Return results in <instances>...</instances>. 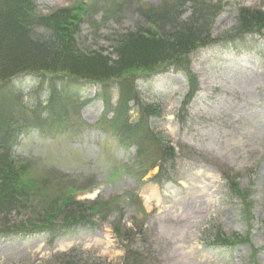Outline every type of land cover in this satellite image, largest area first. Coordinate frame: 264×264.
<instances>
[{
  "label": "rangeland",
  "instance_id": "374dc122",
  "mask_svg": "<svg viewBox=\"0 0 264 264\" xmlns=\"http://www.w3.org/2000/svg\"><path fill=\"white\" fill-rule=\"evenodd\" d=\"M36 1L48 15L81 0ZM178 2L93 0L96 6L90 8L91 19L82 27V41L87 50H103L107 58L115 60L113 35L136 24L140 15L134 12L139 5L155 6L161 15H168L178 9ZM214 2L220 11L213 21L211 38L235 41L226 44L217 40L190 55L191 69L200 82V93L190 106L184 105L190 88L186 75L161 74L162 63L152 65V72L146 73L147 69L138 65L133 69L140 75L136 86L141 96L131 104L133 110L126 112L130 123L135 124L149 100H160L165 118L160 124L157 117L151 118L150 123L176 148V159L164 163L162 183L149 181L159 172V168H152L160 161L155 138L144 155L137 154L133 141L123 144L118 138L120 130L114 126L112 130L101 119L103 105L95 99L100 89L91 85L85 97L68 103L66 129L46 132L53 131L46 127L55 121L44 116L47 125L24 136L15 155L30 162L28 180L49 181L48 203L102 185L79 200L97 196L109 200L112 210L107 213L108 223L102 231L89 227L67 239L13 238L0 243V264H61L59 254L69 255L73 249L81 263L122 264L127 245L144 250L143 264H264V55L260 51L264 38L254 34V42L255 30L244 40L234 35L241 27V7L264 12V0ZM219 43L224 46H217ZM109 92L116 107L120 89L111 84ZM25 103L28 107L38 103L46 106L48 101L45 96L26 92ZM16 111L31 120L43 118L32 110ZM145 172L148 176L143 179ZM234 175L242 189H250L247 202L253 201V211L248 208L245 212V203L231 188L228 178ZM113 224L133 232L137 229L146 237H132L127 244L116 237ZM221 234L233 238V243L219 241Z\"/></svg>",
  "mask_w": 264,
  "mask_h": 264
},
{
  "label": "trees",
  "instance_id": "16d2710c",
  "mask_svg": "<svg viewBox=\"0 0 264 264\" xmlns=\"http://www.w3.org/2000/svg\"><path fill=\"white\" fill-rule=\"evenodd\" d=\"M219 11L214 0H179L178 9L168 15H161L154 6L142 9V16L132 28L113 35L111 45L117 58L111 60L103 50H87L82 41V27L91 13L88 6L81 4L43 15L34 0H0V238L15 232L72 237L89 227L97 232L99 225L95 218L105 221L109 217L111 203L103 204L99 200L80 202L68 194L48 203L45 194L49 181L28 180L30 164L15 155L21 139L33 129L43 130L46 119L55 121L46 127L53 131L46 132L61 133L66 129L69 123L65 120V101L79 97L90 84L101 86L106 106L103 119L112 130L113 126L120 130L118 138L123 144L133 141L139 148L138 154L144 155L153 146L154 137L160 151L159 160L175 158L174 150L163 135L155 136L151 130L149 118L156 115L154 106L142 108L135 124L127 118L126 112L140 97L135 89L140 75L133 69L141 66L147 73L152 65L162 63L161 68L188 70L192 52L217 40L226 44L235 41L228 37L211 38V27ZM238 20L241 27L234 35L240 40L254 30L253 38L264 30L261 10L242 8ZM29 84L32 86L28 87ZM111 84L118 86L121 92L114 110L109 93ZM26 92L38 96L47 93V98H52L45 107L43 122H28L17 114V109H24ZM33 107L37 112L44 109L41 103ZM115 111V117L107 120V114ZM163 173L164 169L155 180H160ZM236 191L243 199L248 197L242 196L238 186ZM114 230L119 239L128 235L127 244L132 237L143 234L138 230L131 233L119 226ZM126 259L141 263L143 254L127 245ZM60 263L85 264L79 262L77 256L64 258Z\"/></svg>",
  "mask_w": 264,
  "mask_h": 264
},
{
  "label": "bare ground",
  "instance_id": "6f19581e",
  "mask_svg": "<svg viewBox=\"0 0 264 264\" xmlns=\"http://www.w3.org/2000/svg\"><path fill=\"white\" fill-rule=\"evenodd\" d=\"M169 261H171V263H172V259H168Z\"/></svg>",
  "mask_w": 264,
  "mask_h": 264
}]
</instances>
